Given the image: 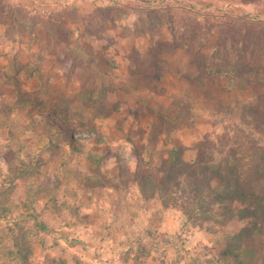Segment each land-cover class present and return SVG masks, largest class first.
Here are the masks:
<instances>
[{
    "label": "rangeland",
    "instance_id": "374dc122",
    "mask_svg": "<svg viewBox=\"0 0 264 264\" xmlns=\"http://www.w3.org/2000/svg\"><path fill=\"white\" fill-rule=\"evenodd\" d=\"M263 4L0 0V264H264V142L238 124L264 138V88L219 114L234 63L264 78V26L238 22Z\"/></svg>",
    "mask_w": 264,
    "mask_h": 264
},
{
    "label": "trees",
    "instance_id": "16d2710c",
    "mask_svg": "<svg viewBox=\"0 0 264 264\" xmlns=\"http://www.w3.org/2000/svg\"><path fill=\"white\" fill-rule=\"evenodd\" d=\"M260 6V5H259ZM243 13H244V17H242V21H238L241 23H245L246 26H253L254 24L256 25H261L264 26V21H261V19L264 16V4L262 5V7L260 6V8L258 7V11L254 14L251 13H247L244 9H243ZM251 17V18H250ZM258 18V21H254V18ZM262 17V18H261ZM236 20H233V22H237ZM228 38V34H225L223 37L220 38L219 42L216 43V49L212 50L210 49L209 51H206L202 48L200 49V51H196L193 48H189V52L191 54V56L194 59V63L196 64V68H198L197 70H206L210 67H212L214 65L215 61H218V59L220 58L221 54L219 51H222L223 47L226 44V40ZM252 60V59H251ZM256 61V59H253ZM254 62V61H253ZM217 63V62H215ZM249 64V65H247ZM251 62L250 63H245V65H247L246 71H243V69H240L238 67L235 66V63L232 67V71L236 74V81H234V85L231 89L228 90L227 94H229L232 99H230V102L228 103V108L227 111H224L223 109H219V114L223 113V114H228V118L229 120H232V118L230 117V115H234L239 112V110L241 108V105L243 104V94L246 90H258L260 87L264 88V78L262 79V81H255L257 80V75L253 72H251ZM243 71V72H242ZM162 81V79H161ZM184 82H189V84L191 83V85L197 86L196 84L201 83V81L198 78H192V77H184ZM165 82V81H163ZM214 92H217L214 85L210 86ZM226 93V92H225ZM222 96V95H221ZM262 101L264 102V98L262 99ZM176 105L179 109H181L183 112H187V113H193L195 112V105L193 104L192 100H184V99H180L179 102H177ZM221 108V107H220ZM252 109V113L258 117L264 116V106L263 107H254L253 105H251L250 107ZM227 116V115H226ZM238 124L241 125V127L243 128V130L245 131V136L253 139L255 142H264V138L263 135L261 133H259L256 129V127H250L249 124L250 122L243 116L241 115L240 118H238ZM173 155H174V160L168 164V171L167 173H165V175H167V178H171V176L174 174V170H176L177 167V162L181 160V154L183 152L181 151H172ZM177 161V162H176ZM188 175L190 177V185L193 186V193L196 195L197 201L196 204L199 206L200 204H203V201L200 199V195L202 194V188L205 187V184H207V179H202V180H198L197 179V175L198 173L196 172V170L192 169L190 171H188ZM259 197V196H258ZM257 197V198H258ZM264 199H260V203L263 204ZM259 207H262L261 205ZM204 217L207 218L208 220H213L214 219V213L210 210L208 211H204ZM41 228H45L43 225H38ZM233 239V238H232ZM231 240L229 241V249L225 252V255L228 256L229 258L232 257V255L234 254L235 249L234 247L231 246ZM254 251H252L253 253ZM216 260H219V257H215ZM240 258V254L238 256V254L235 255V259H239ZM263 259V258H262ZM261 260V258H258L257 261L252 262V261H248L247 264H257V262H259ZM243 261H239L238 264H245L242 263Z\"/></svg>",
    "mask_w": 264,
    "mask_h": 264
},
{
    "label": "crops",
    "instance_id": "0c3cea01",
    "mask_svg": "<svg viewBox=\"0 0 264 264\" xmlns=\"http://www.w3.org/2000/svg\"><path fill=\"white\" fill-rule=\"evenodd\" d=\"M162 232H170L169 230H167V229H165V228H163V227H161V229H160Z\"/></svg>",
    "mask_w": 264,
    "mask_h": 264
}]
</instances>
